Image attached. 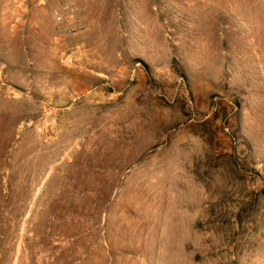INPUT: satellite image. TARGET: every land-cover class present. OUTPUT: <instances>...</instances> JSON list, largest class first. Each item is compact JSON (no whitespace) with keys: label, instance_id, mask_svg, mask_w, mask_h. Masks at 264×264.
<instances>
[{"label":"rangeland","instance_id":"1","mask_svg":"<svg viewBox=\"0 0 264 264\" xmlns=\"http://www.w3.org/2000/svg\"><path fill=\"white\" fill-rule=\"evenodd\" d=\"M55 1L0 0V264H264V0Z\"/></svg>","mask_w":264,"mask_h":264},{"label":"built area","instance_id":"2","mask_svg":"<svg viewBox=\"0 0 264 264\" xmlns=\"http://www.w3.org/2000/svg\"><path fill=\"white\" fill-rule=\"evenodd\" d=\"M75 0H56L52 9L53 18L63 25L68 33H76L82 30V26L75 16Z\"/></svg>","mask_w":264,"mask_h":264},{"label":"crops","instance_id":"3","mask_svg":"<svg viewBox=\"0 0 264 264\" xmlns=\"http://www.w3.org/2000/svg\"><path fill=\"white\" fill-rule=\"evenodd\" d=\"M12 8H13V11H12V14H16V15H20V16H23L22 14H21V10H23V8L21 7V6H12ZM11 8V9H12ZM8 12H10L9 11V8H6V10H5V13H8ZM32 15V14H31ZM31 18H32V16H31Z\"/></svg>","mask_w":264,"mask_h":264}]
</instances>
